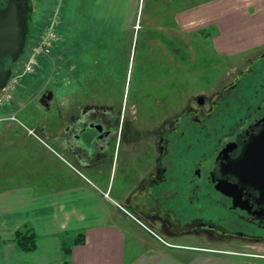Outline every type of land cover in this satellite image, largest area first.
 Here are the masks:
<instances>
[{
    "label": "rangeland",
    "instance_id": "obj_1",
    "mask_svg": "<svg viewBox=\"0 0 264 264\" xmlns=\"http://www.w3.org/2000/svg\"><path fill=\"white\" fill-rule=\"evenodd\" d=\"M62 1L30 0L28 44L37 41L57 13L77 14L79 8L82 12L77 0ZM136 1L139 7H132L129 15L135 10L138 15H133L130 25L116 36L104 37L102 42L93 28H83L84 23L77 21V15H62L59 31L62 41L55 44L52 55L38 57L36 71L24 76L18 85L15 102L0 107V119L15 115L22 123H15L23 132L18 130L22 138L37 142L40 138L51 147L52 140L62 136L73 120L95 108H122L126 123L145 130L146 125L175 119L197 96L221 92L264 52V43L250 47L257 35L251 26L242 33L230 25L221 27L223 35L216 20L214 25L206 26V15L189 14L191 5L199 9L195 12L205 13L208 3L211 9L219 11L223 1H230L226 7L233 11L239 0ZM180 12L184 15H177ZM28 58L29 49L18 63L10 60L9 68L16 76L24 71ZM49 92L55 98L47 109L40 100ZM5 122L0 123V141L17 133L10 126L13 123ZM127 148L131 154L134 147ZM121 174L114 169L112 186L116 193L121 190ZM129 223L136 238L148 235L138 225ZM168 242L181 248L264 257V243L210 241L201 237Z\"/></svg>",
    "mask_w": 264,
    "mask_h": 264
},
{
    "label": "crops",
    "instance_id": "obj_2",
    "mask_svg": "<svg viewBox=\"0 0 264 264\" xmlns=\"http://www.w3.org/2000/svg\"><path fill=\"white\" fill-rule=\"evenodd\" d=\"M229 2L223 1L219 11L208 3L205 13L195 12L199 9L191 5L189 14L206 15V26L216 20L223 35L221 27L230 25L242 33L251 26L257 35L250 47L264 43V0H239L233 11L226 7ZM77 5L82 12L79 8L77 14L57 13L51 18L59 35L55 44L62 41V15H77L83 28H93L102 42L130 25L133 15H138V10L129 15L132 7H139L136 0H77ZM16 124L10 126L17 133L0 141V264H61L64 258L70 264H264V257L181 248L149 235L146 218L133 209L145 202L138 190L145 164L128 149L126 158L119 160L87 159L80 145L65 151L56 145L67 129L52 140L51 147L22 138ZM114 169L122 172L117 193L112 186ZM130 215L140 217L145 227ZM129 222L148 235L136 238ZM29 230L37 237V248L26 252L14 237L18 231ZM82 237L84 242L76 244Z\"/></svg>",
    "mask_w": 264,
    "mask_h": 264
},
{
    "label": "flooded vegetation",
    "instance_id": "obj_3",
    "mask_svg": "<svg viewBox=\"0 0 264 264\" xmlns=\"http://www.w3.org/2000/svg\"><path fill=\"white\" fill-rule=\"evenodd\" d=\"M171 120L137 130L122 108H95L55 143L64 151L80 145L85 158L108 162L133 146L145 164L138 189L145 202L134 212L166 241L264 243V52L233 84L197 96Z\"/></svg>",
    "mask_w": 264,
    "mask_h": 264
},
{
    "label": "water",
    "instance_id": "obj_4",
    "mask_svg": "<svg viewBox=\"0 0 264 264\" xmlns=\"http://www.w3.org/2000/svg\"><path fill=\"white\" fill-rule=\"evenodd\" d=\"M30 0H7L0 8V91L6 88L12 69H5L4 63L11 60L18 63L25 54L29 39ZM54 93L43 95L40 102L50 108Z\"/></svg>",
    "mask_w": 264,
    "mask_h": 264
},
{
    "label": "built area",
    "instance_id": "obj_5",
    "mask_svg": "<svg viewBox=\"0 0 264 264\" xmlns=\"http://www.w3.org/2000/svg\"><path fill=\"white\" fill-rule=\"evenodd\" d=\"M58 39V35L54 26H51L43 35L39 43L33 48L32 54L29 60L25 64V73H33L35 71V65L37 57L42 54H49L53 43ZM19 79L15 78L9 86L0 95V105H4L13 99L12 93L15 91ZM11 120H16L14 117ZM31 134H34L31 132Z\"/></svg>",
    "mask_w": 264,
    "mask_h": 264
},
{
    "label": "trees",
    "instance_id": "obj_6",
    "mask_svg": "<svg viewBox=\"0 0 264 264\" xmlns=\"http://www.w3.org/2000/svg\"><path fill=\"white\" fill-rule=\"evenodd\" d=\"M10 59H9V67H10ZM15 243L19 246L20 249L23 251H34L37 248V237L36 235L31 231H18L15 234L14 237ZM84 242L83 237L80 238L76 244H81ZM68 252L70 253V249H66L65 254L67 255ZM61 264H70L67 258H64Z\"/></svg>",
    "mask_w": 264,
    "mask_h": 264
}]
</instances>
